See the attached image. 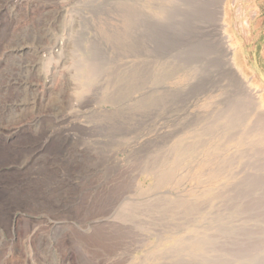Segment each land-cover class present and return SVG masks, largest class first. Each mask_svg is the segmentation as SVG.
<instances>
[{"label": "rangeland", "instance_id": "rangeland-1", "mask_svg": "<svg viewBox=\"0 0 264 264\" xmlns=\"http://www.w3.org/2000/svg\"><path fill=\"white\" fill-rule=\"evenodd\" d=\"M137 1L0 0V123H13L7 120L13 111L5 105L21 97L20 90L6 86L7 79L20 71L19 57L4 56V50L17 42L34 41L36 52L43 54L58 37L65 47L72 46V53L66 51L67 47L64 49L68 56L65 65L60 66V56L51 53L49 65L46 63L28 74L31 80H37L58 63L52 85L44 94L45 101H41L44 112L51 116L41 122L45 134L39 139L33 125L17 134L18 146L27 155L17 159L8 173L7 168H0V179L22 183L29 178L33 187H23L20 192L38 191V202L49 205L50 210L47 214L42 211L44 208L33 215L8 213V230L0 229V240L4 238L7 242L0 247V264H31L32 260L47 264H141L159 239L163 247H169L176 238L175 226L182 225L180 207L174 210L172 205L171 210L165 209L166 204L150 207L153 201L164 203L180 195L185 203L199 204L201 194L208 197L229 185L226 176L215 181L209 179L215 164L212 150L203 149L199 156L204 161L178 152L184 139L209 120L213 100L226 93L222 86L230 84L223 83L213 95L203 94L211 87L209 76L215 71L205 68L216 56L199 62L197 67L203 66L199 71L185 66L186 60L195 55L188 46L189 49H184L186 35L195 31L200 20L209 25L217 22L213 6L218 0ZM69 6L74 7L69 10ZM65 11L69 14L64 20L61 17ZM224 12L223 22L235 64L246 78L256 74L253 86L264 105V0H226ZM85 50L86 58L92 61L93 56L98 62H92L100 67L99 72L106 73V77H99L96 87L89 85L91 89L69 81L77 60L75 52L83 55ZM169 51L172 58L164 59ZM35 59L33 54L23 57ZM70 86L74 93L70 92ZM102 86L103 91L96 99H87ZM74 101L85 106L67 113ZM55 114L66 118L54 122ZM31 116L27 111L22 118L29 120ZM1 145L4 144L0 141V157L5 148ZM236 150L237 147L230 152ZM173 158L178 169L173 167L170 178L159 183L154 169L161 165L163 171L165 161ZM23 162L27 163L22 165ZM47 179L51 185L40 186ZM127 194L144 205L135 207L133 217L126 220L114 214L107 222L95 223L113 214ZM61 199L69 202L64 211ZM190 215L194 219L199 217L193 212ZM55 222L60 224L53 226Z\"/></svg>", "mask_w": 264, "mask_h": 264}, {"label": "bare ground", "instance_id": "bare-ground-1", "mask_svg": "<svg viewBox=\"0 0 264 264\" xmlns=\"http://www.w3.org/2000/svg\"><path fill=\"white\" fill-rule=\"evenodd\" d=\"M225 2L226 0H218V4L213 6L215 12L214 19H217L215 24L209 25L205 22L203 23L199 17L200 21L196 23L195 31L193 32V30H191V32L187 34L188 36L186 35L184 49H193L195 55L194 57L193 55L190 56L191 60H186L187 65L185 66L189 67L191 71H199L203 68V66L201 68L197 67L199 62L206 61L208 57L216 56L215 58H218V61H215V58L210 59V64L205 68L208 69L209 67L211 71H215L209 76L211 87L206 91L204 90L205 92L203 94L213 95L214 91H217L223 83L227 82L230 84L222 86L223 91L226 93L222 96L219 95L215 101L213 100L212 111L208 113L209 120L200 130H195L194 133L184 139L183 144L179 145L178 152L181 155L187 153L190 157H199V160H203L200 158L203 149L205 150L208 148L209 150H212L215 153L213 157L215 164L210 170L211 173L209 171L211 174L209 175V179L215 181L221 176H226L229 185L221 188L220 191L214 194H208V197H206L205 194H201L200 198L202 200L207 198V200H205V202L207 201L206 203L201 200L199 201V204L194 203L193 205H190L189 203H185L184 199H182L183 197L180 195L170 197L166 199L164 203L159 200L153 201L149 205L150 207L153 206L159 208L161 207V204H166L163 206L165 209H170V207L173 206L174 210V207H180L182 215L179 218V221L182 225L175 226V229L178 231L174 232L176 238L169 247H163L160 244L161 242L159 239L157 244L147 251L141 264H264V105L260 100L261 98L258 91L253 86V80L257 79L256 74L253 73L250 78H246L235 64L234 50L229 45V37L226 35V24L223 22L225 17ZM67 13V11L63 12L61 18L64 19ZM70 30V32H73L74 29ZM61 33L62 32L60 31V34ZM61 38L63 39V37ZM68 41L69 40H67V42ZM62 43L64 42H62L59 37L54 39L53 43L46 48V52H43V54H39V50L38 53L36 52L34 41H28L25 43L17 42L14 47L9 50H4V56L8 54V56L15 55L16 57H19L17 59V66L20 68V71L16 76L7 79L6 86L13 85V87L21 91V97L19 99L11 102L9 105H5L8 110L10 109L11 112L13 111L12 115L10 114L7 118L8 121L12 120L13 123L11 125L9 123H0V141L4 144L3 146H5L2 156L0 157V168H7V173L14 167L15 161L23 154H26L25 150L18 146L17 134L25 127L32 125L37 128L35 133L36 138L39 139L41 135L45 134V128L44 125L41 127V122L47 118L50 119L49 116H51V114L44 112L45 105H42L41 101H45L44 94L52 85L55 74L54 71L57 69L58 65L56 64L58 63L55 64L54 68H49V70L43 73L40 77L38 76L37 80H31L28 74L32 70L43 68L46 63L49 65V62L52 61V57L50 58V55L48 54L51 53L57 55V58L60 56L58 59L60 66L65 65L68 56L66 53L64 54V49L67 47L66 51L72 53V46L71 48H68L67 44L65 47V44L63 45ZM237 51L238 50H236V53ZM87 52L86 50L84 52L82 51L83 55L75 52L77 60L75 61V67L73 68V76L69 77V81H74L80 86L86 85L85 87H89V85H92L96 87V85L99 84V77L104 74L106 75V73H101L104 71L99 72L100 67L98 68L94 63L98 61H95L96 59L93 56H90V59L93 58L92 61L94 62L86 58L88 54ZM28 54L36 56L35 61L23 60V57H26ZM171 55L172 51L167 52V56H165L164 59H166V57H171ZM101 59L102 58L99 60ZM214 62H216L217 65L214 66ZM216 67L217 70L215 69ZM105 75L104 77H106ZM108 81L109 80L106 82L105 79V84L109 85ZM89 88L91 89V87ZM101 88L103 89V86L100 88L97 87L96 90L92 91L89 97L86 96L87 99L89 98L90 101L96 99V97L101 94V91H103ZM69 90L71 93L75 92V89L72 86L69 87ZM72 95L74 96V94ZM84 106L83 102L74 101L71 103L70 110H68L67 113H73L74 110L82 109ZM27 111H29L32 116L29 120H24L22 116ZM63 118H66V116L60 117L55 114L53 120L56 122L58 120L61 121ZM235 147H237V152L234 151L231 153L230 150ZM48 154L52 155L51 153ZM26 163L27 162H23L22 165H25ZM176 163L177 160L175 162V159L173 158V161H169L168 163L165 161L166 165L165 169H162L163 171L160 169L161 165L154 169L159 173H157L158 176L156 174V177H158L157 179L160 181L159 183L170 178L171 174H173V167L177 168L178 166ZM182 166L184 165L182 164ZM19 181L20 180H18V182ZM31 181L32 180L29 178H26L22 184L12 182L9 179L8 181L3 178L0 179V189H4L2 190L4 191L3 193L0 191V229L8 230L6 219L10 212L14 215L17 212L33 215L38 214V211L43 208L42 211L46 212V214L50 210V207H48L49 205H41L38 202V195L40 196V194L37 193L38 191H36L37 194L31 191L25 193L20 192V189H23V187L26 189L28 187H33L31 184L33 181ZM44 181H46V183ZM44 181L39 183L40 186L48 188L49 185H51V180L47 179ZM66 198L67 197H65V199ZM62 200L64 199H61V201ZM134 201L135 200L131 198L129 194L122 196L115 207V211L113 210V214L102 217L101 219L96 220L95 223L107 222L112 219L114 214L118 217L129 220V217H133L131 212L135 211L137 206L141 204ZM61 203V208L64 211L69 202L64 200V202ZM44 204H46L45 201ZM141 206L144 205L141 204ZM192 212L196 213L199 217L194 219L195 217L190 215ZM169 214L172 215V213ZM184 220L187 221L186 223L188 226H185L186 223L184 224L182 222ZM58 224H60V222H55L52 225L56 226ZM6 244L7 242L2 238L0 240V247L5 246ZM31 264L47 263H40L38 260H32Z\"/></svg>", "mask_w": 264, "mask_h": 264}]
</instances>
